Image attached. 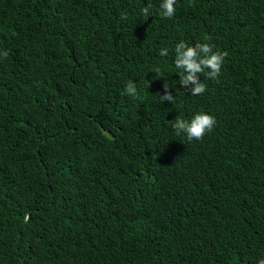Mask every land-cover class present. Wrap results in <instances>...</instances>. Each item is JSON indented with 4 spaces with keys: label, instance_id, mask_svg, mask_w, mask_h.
Masks as SVG:
<instances>
[{
    "label": "trees",
    "instance_id": "16d2710c",
    "mask_svg": "<svg viewBox=\"0 0 264 264\" xmlns=\"http://www.w3.org/2000/svg\"><path fill=\"white\" fill-rule=\"evenodd\" d=\"M161 2L0 0V264L264 258V0ZM181 41L227 53L203 95ZM199 112L213 130L177 136Z\"/></svg>",
    "mask_w": 264,
    "mask_h": 264
},
{
    "label": "clouds",
    "instance_id": "9594fccd",
    "mask_svg": "<svg viewBox=\"0 0 264 264\" xmlns=\"http://www.w3.org/2000/svg\"><path fill=\"white\" fill-rule=\"evenodd\" d=\"M177 0H162L159 4V15L162 18L171 19L176 13ZM145 16H151V5L142 9ZM174 64L179 70L180 85L192 96L203 95L206 91V85L200 81V74H204L209 79H215L221 72V67L227 55L226 52L213 51V46L209 43H197L195 46H189L181 41L175 46ZM6 56L7 53L5 52ZM159 55L166 57L167 48H161ZM159 71V69H157ZM167 83L163 85L164 94L160 95L161 102H172L174 96L169 90ZM125 92L135 97L137 89L133 82H128ZM216 125V120L212 115L204 112L195 114L191 120L177 118L172 125L177 136L183 134L191 142L193 140H202L206 133L211 132ZM29 217L26 215L24 221Z\"/></svg>",
    "mask_w": 264,
    "mask_h": 264
},
{
    "label": "water",
    "instance_id": "95a60500",
    "mask_svg": "<svg viewBox=\"0 0 264 264\" xmlns=\"http://www.w3.org/2000/svg\"><path fill=\"white\" fill-rule=\"evenodd\" d=\"M257 264H264V258Z\"/></svg>",
    "mask_w": 264,
    "mask_h": 264
}]
</instances>
